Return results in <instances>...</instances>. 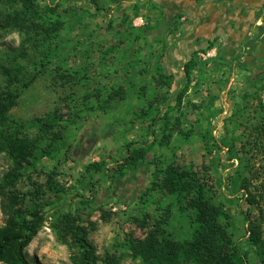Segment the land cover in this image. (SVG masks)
Returning a JSON list of instances; mask_svg holds the SVG:
<instances>
[{"label":"rangeland","instance_id":"1","mask_svg":"<svg viewBox=\"0 0 264 264\" xmlns=\"http://www.w3.org/2000/svg\"><path fill=\"white\" fill-rule=\"evenodd\" d=\"M150 8L132 0H0V97L17 93L0 120V182L12 173L6 197L41 210L24 248L29 264H81L68 210L93 208L79 224L96 264H143L127 242L154 230L188 240L192 210L160 186L158 170L168 164L192 173L204 196L229 212L226 231L242 250L248 248L240 205L245 196L252 200L243 209L264 250V76L250 81L238 66L196 54L185 90L152 130L147 179L137 172L123 178L116 197L105 192L116 172L115 152L147 138L155 114L148 104L172 96L156 64L163 39L146 35ZM107 122L115 123L107 139L72 152L80 132L104 134ZM12 133L32 144L19 165L4 149L3 138ZM101 162L104 175L86 167ZM89 174L93 184L82 189ZM120 195L131 203H121ZM90 197L106 200L86 202Z\"/></svg>","mask_w":264,"mask_h":264},{"label":"trees","instance_id":"2","mask_svg":"<svg viewBox=\"0 0 264 264\" xmlns=\"http://www.w3.org/2000/svg\"><path fill=\"white\" fill-rule=\"evenodd\" d=\"M210 46L211 43L207 47ZM203 51L200 50V52ZM196 52H191L182 64V81L180 84H175L171 98L165 99L162 102L163 105L161 102L154 101L148 104L146 111L155 110V114L148 125L146 140L143 142H128L115 152L117 158L112 163L116 166V172L111 178L112 187L105 189V192H109L108 197H116L117 187L121 185L122 180L133 177L137 172L147 179L146 172L153 163L150 146L152 130L157 125L156 122L164 118L165 112L172 109L181 96V92L185 90L188 72L194 66L193 60ZM236 66L247 73L250 81L255 82L264 76V64L249 68L243 62H240ZM159 78L162 85L169 91L173 85L172 74L159 72ZM28 83L29 80L23 83L22 86L25 87ZM16 96L17 93L7 92L0 97V120L4 118V113ZM102 128L105 130L104 134H97L95 129L90 130L88 128L80 132L72 147V152L76 155L80 153L81 146L84 143H88L89 151L91 147L98 144V139L101 141L107 139L115 129V123L107 122ZM3 140L5 143L4 149L14 164L19 165L22 161L26 162L30 157L32 144L24 137L12 133L7 134ZM86 167L92 168L91 171L96 176L104 175L107 169L106 164L103 162L98 164L88 163ZM155 171L157 172V170ZM158 172L161 174L159 182L162 189L167 194L175 196L177 201L181 199L186 207L193 212V226L190 237L186 241H176L167 234L163 235L162 232L159 233L154 230L148 232L141 239L130 238L127 242V248L133 257L140 258L143 264H264V250L259 239V232L253 229L254 226L251 225L247 213L243 209L244 204H252V200L245 196L243 198L244 203L240 205V212L243 215L246 227V236L242 239L248 248L242 250L226 231L230 217L229 212L220 205L211 203L204 196L202 188L197 185L192 173L179 169L173 164L164 166ZM93 178L91 174L87 175L85 182L81 184L82 189H87V187L89 189L93 184ZM13 179L14 175L12 173L10 175L6 174L0 182V202L5 216L3 223L0 225V262L4 264H29L24 254V248L38 229L41 221V210L36 206L20 208L14 204L11 196L6 197L3 193V186L5 183L12 185ZM122 191H124L123 186ZM244 194L247 195V192ZM118 199L125 205L131 203L129 200H124L122 195L118 196ZM105 200L106 198H102L98 201L96 198L90 197L89 200L86 199V202L97 204ZM5 201L6 203L3 205ZM92 210L93 208L89 207L86 214L76 210H68L64 216L65 221L68 223L72 242L79 251L81 264H96L93 247L85 239L83 228L79 224V221Z\"/></svg>","mask_w":264,"mask_h":264},{"label":"crops","instance_id":"3","mask_svg":"<svg viewBox=\"0 0 264 264\" xmlns=\"http://www.w3.org/2000/svg\"><path fill=\"white\" fill-rule=\"evenodd\" d=\"M132 1L152 7L146 35L163 39L156 64L160 72L172 74L173 84L182 81V64L189 54H200L209 43L216 48L218 63L243 62L249 68L264 64V31L259 30H264V0ZM255 22L261 26L254 27Z\"/></svg>","mask_w":264,"mask_h":264},{"label":"built area","instance_id":"4","mask_svg":"<svg viewBox=\"0 0 264 264\" xmlns=\"http://www.w3.org/2000/svg\"><path fill=\"white\" fill-rule=\"evenodd\" d=\"M139 21L141 22L140 18ZM136 22H133V25H135ZM259 27L261 26V24H257L256 22L254 23V27ZM259 30L262 32L264 31L262 27H259ZM200 55L203 58H215L216 57V48L215 46H210L209 48H207L205 51L201 52Z\"/></svg>","mask_w":264,"mask_h":264}]
</instances>
